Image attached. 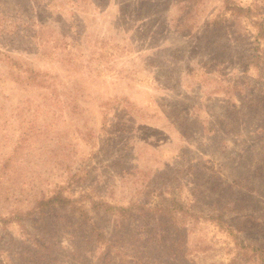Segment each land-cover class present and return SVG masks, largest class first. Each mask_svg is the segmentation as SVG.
<instances>
[{
    "label": "rangeland",
    "instance_id": "rangeland-1",
    "mask_svg": "<svg viewBox=\"0 0 264 264\" xmlns=\"http://www.w3.org/2000/svg\"><path fill=\"white\" fill-rule=\"evenodd\" d=\"M233 2L0 0V264H264V0ZM60 186L133 209L2 222Z\"/></svg>",
    "mask_w": 264,
    "mask_h": 264
},
{
    "label": "trees",
    "instance_id": "trees-1",
    "mask_svg": "<svg viewBox=\"0 0 264 264\" xmlns=\"http://www.w3.org/2000/svg\"><path fill=\"white\" fill-rule=\"evenodd\" d=\"M202 3V0H179V10L183 11V20L179 27H187V31L190 32L196 24V11L199 5ZM223 11L228 12L230 17L239 23L240 19H251L253 12L250 8H245L240 5H237L233 0H223ZM195 15V16H194ZM259 23V33L258 38L264 37V20L262 23ZM10 26H14L11 25ZM7 26L0 21V31H6ZM36 74L33 70H29V77L32 74ZM264 108V96L262 97ZM64 188L62 186L55 188L49 196L41 195L36 197L32 206L19 214L15 218L3 219L4 224L9 223L11 220L15 222H21L23 220H29L34 223L36 226H39L41 222L43 223L44 219L48 216L47 214L54 213L56 210H68L70 212L77 213V216L84 222L90 220L89 211L94 212L95 214L100 212H118L120 216H125L126 212L132 211V206L126 207H115L107 202L93 199L89 194H79L76 197H68L63 193ZM89 204V207L86 204ZM140 210L148 211V213L161 218L168 222H175L176 219L180 218L182 221L191 220L194 217V213L185 209L179 202H174L171 205H162L157 204L153 206H141ZM177 214L179 216H177ZM100 235V233H98ZM242 247L243 246L242 244Z\"/></svg>",
    "mask_w": 264,
    "mask_h": 264
}]
</instances>
